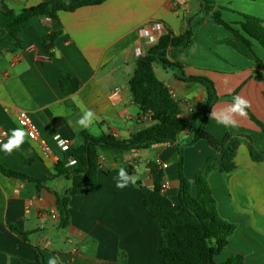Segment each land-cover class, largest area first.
Masks as SVG:
<instances>
[{"label":"crops","instance_id":"1","mask_svg":"<svg viewBox=\"0 0 264 264\" xmlns=\"http://www.w3.org/2000/svg\"><path fill=\"white\" fill-rule=\"evenodd\" d=\"M43 1L0 0V4L19 12ZM215 1L228 22L242 20V14L264 20V0ZM200 7L199 0H106L73 12L60 11L58 18H32L20 33L21 47L17 49L10 33L0 34V127L8 132L0 145L7 142L12 130L22 129L17 113L25 110L52 149L45 154L26 134L22 145L11 154L0 149V162L43 177L54 172L63 156L56 135L72 140V147L81 154L84 144L80 133L84 130L95 136L111 132L127 138L143 125H150L148 116L134 103L129 87L139 57V30L159 22L179 34L186 15L197 13ZM8 23L0 5V30ZM59 31L53 47H47L46 36ZM193 31V46L179 59L187 75L214 81L219 100L212 110L229 107L236 92L250 102L249 109L264 122V69L224 42L232 37L226 27L200 18L194 22ZM140 40L145 52L158 41L147 37ZM255 49L264 63V47L255 42ZM154 70L170 88L180 115L188 119V128L179 139L186 145L182 169L192 194L197 195L196 174L215 152L204 139L190 144L204 119L207 88L199 82L178 79L176 70L159 63L154 64ZM64 75L79 80L76 91L65 94L60 80ZM88 110L94 113L93 121L88 128H81L77 121ZM233 118L238 122L236 127H226L215 118L207 122V129L216 137L230 134L244 139L236 155V170L209 174L221 216L236 224L229 244L216 259L224 262L242 254L245 264H264V160H253L246 142L250 138L264 155V133L248 113L246 117L234 114ZM179 158L177 148L169 143L120 155L101 151L98 181L86 194L70 193V225L64 229L58 227L54 191L63 192L71 181L56 178L48 182L53 190L45 187L38 191L36 183L0 171V264H38L37 246L47 260L56 257L58 264H163L161 232L144 205L141 186L153 185L148 164L160 159L167 164L163 168L168 184L165 194L178 206ZM128 166L132 173L126 171ZM121 168L137 177L135 184L117 188ZM11 225L28 233L27 238Z\"/></svg>","mask_w":264,"mask_h":264},{"label":"trees","instance_id":"2","mask_svg":"<svg viewBox=\"0 0 264 264\" xmlns=\"http://www.w3.org/2000/svg\"><path fill=\"white\" fill-rule=\"evenodd\" d=\"M106 0H44L43 2L23 8L16 12L3 2L1 11L9 18V23L0 34L8 32L15 40V49L21 47L20 33L28 26L32 18L50 16L58 18L60 11L73 12L80 7L97 5ZM200 10L188 14L184 18V26L179 34L172 29L163 27V33L157 43L152 45L144 55L136 60V69L133 72L129 87L135 104L140 111L150 118V125H143L127 138L119 137L111 132H104L99 136L92 135L84 130L80 133L84 151L76 153L75 148L63 151V156L55 165L54 172L43 177H34L28 173L14 170L0 162V171L9 177L28 180L36 183L38 191L49 188L48 182L56 178H65L71 181L69 188L56 194L58 227L67 228L70 225V193L83 195L98 181L102 170L101 151L107 150L114 154H123L135 150L150 148L155 144L169 143L179 152L180 184L178 196L180 204L175 206L173 201L162 191L164 170L156 161H150L153 185L141 186L144 205L161 232L160 253L163 264H245L242 254L230 256L226 261L219 262L216 257L222 253L236 230V224L224 219L219 210L209 182V174L214 170L231 173L236 170V155L242 136L226 135L216 137L207 129L212 108L219 100L215 83L205 76L187 75L184 72V62L179 59L181 53L189 54L193 46V25L200 17L211 23L222 25L232 33V37L224 40L243 55L254 60L264 69L262 58L255 49V42L264 47V20L256 16L242 14L243 19L238 22H228L222 17V7L215 0H199ZM59 32H52L46 36V45L52 48ZM159 63L165 68L176 70L178 79L185 82H199L206 86L208 98L204 109V119L195 131L194 139L190 144L200 139L206 140L214 149L196 174L197 195L192 194L191 184L183 173V149L185 144L179 141L180 135L188 128V119L180 115L179 104L173 97L170 88L160 80L154 70V64ZM262 78V73L257 72ZM61 84L65 94L78 89L79 80L70 75L61 76ZM236 92L231 95L233 98ZM247 113L264 133V122L249 109ZM246 140V139H245ZM251 157L255 161H262L264 157L253 145L250 138L246 140ZM75 158L76 164L67 166L69 159ZM132 173L131 166L126 168ZM11 229L22 237L28 233L11 225ZM215 238V244L212 238ZM38 264H47V258L42 249L36 247Z\"/></svg>","mask_w":264,"mask_h":264},{"label":"clouds","instance_id":"3","mask_svg":"<svg viewBox=\"0 0 264 264\" xmlns=\"http://www.w3.org/2000/svg\"><path fill=\"white\" fill-rule=\"evenodd\" d=\"M27 67V66H26ZM250 107V102L243 97L236 95L233 97V103L220 111L212 110L210 114V118H215L217 123L223 124L226 127L232 126L236 127L238 126V122L236 119L233 118L234 114H237L241 117L247 116L246 109ZM94 118V113L91 110H88L84 112V114L79 118L77 121L78 125L81 128H88ZM26 133L22 129H14L12 130V135L8 138L6 143H3L0 145V149H2L4 152L11 154V152L14 149L19 148L22 143L24 142ZM31 135V133H29ZM59 141V143L63 146L64 150H67V145L64 141H61L59 136L57 135L54 137ZM76 164L75 160L69 159L67 166H73ZM118 180H117V188H124L128 185V183L135 184L137 177L130 176L125 169L121 168L118 174ZM212 243L215 244V238H212ZM47 264H58V260L56 257H50L47 261Z\"/></svg>","mask_w":264,"mask_h":264},{"label":"built area","instance_id":"4","mask_svg":"<svg viewBox=\"0 0 264 264\" xmlns=\"http://www.w3.org/2000/svg\"><path fill=\"white\" fill-rule=\"evenodd\" d=\"M162 33H163V25L159 22L152 24V25L151 24L144 25L139 30V37L140 38L137 39V41H136V50L138 52V55L141 56V55H144L146 53L141 47V40H140L141 38L147 37L151 41L155 42V41H157V39L159 40V37L161 36ZM116 92H117V89H116ZM148 119L150 120L149 117H148ZM17 121H18L19 125L21 126V128L26 132L28 137L33 139V140H36L38 142L39 147L41 148V150L45 154H48L52 151V149L48 145V143L43 138L40 137V132H39L38 126H37L36 122L34 121L32 115L29 112H27L25 110H20L17 113ZM29 133H31V135H29ZM7 135H8L7 130L0 127V143L5 141ZM58 136H59L61 141H64L66 143L67 150L72 148V145H73L72 140H70L69 138L63 137L61 135H58ZM55 140L59 144V146L61 147L62 151H65L63 146L59 143V141L57 139H55ZM136 151H138V150H135V152ZM70 159L75 160L74 157H71ZM156 162L158 164H160L162 166V168L167 166V164L162 162L160 159H157ZM167 186H168V184L164 181L163 186H162L163 192H165ZM73 235L76 236L77 233L73 234Z\"/></svg>","mask_w":264,"mask_h":264},{"label":"rangeland","instance_id":"5","mask_svg":"<svg viewBox=\"0 0 264 264\" xmlns=\"http://www.w3.org/2000/svg\"><path fill=\"white\" fill-rule=\"evenodd\" d=\"M200 18H201V17H200ZM200 18H199V19H200ZM201 19H203V17H202ZM197 20H198V19H197ZM203 20H205V19H203ZM193 32H194V31H193ZM170 69H171V68H170ZM262 156L264 157V155H263V154H262Z\"/></svg>","mask_w":264,"mask_h":264}]
</instances>
